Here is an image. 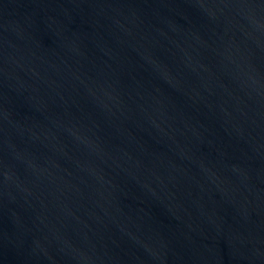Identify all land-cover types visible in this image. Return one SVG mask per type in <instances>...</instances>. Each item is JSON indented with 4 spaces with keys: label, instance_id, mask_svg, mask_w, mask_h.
Returning a JSON list of instances; mask_svg holds the SVG:
<instances>
[{
    "label": "water",
    "instance_id": "obj_1",
    "mask_svg": "<svg viewBox=\"0 0 264 264\" xmlns=\"http://www.w3.org/2000/svg\"><path fill=\"white\" fill-rule=\"evenodd\" d=\"M0 264H264V0H0Z\"/></svg>",
    "mask_w": 264,
    "mask_h": 264
}]
</instances>
